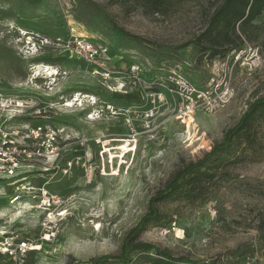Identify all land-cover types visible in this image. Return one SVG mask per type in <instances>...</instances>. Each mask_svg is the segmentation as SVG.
Instances as JSON below:
<instances>
[{"label": "rangeland", "instance_id": "obj_1", "mask_svg": "<svg viewBox=\"0 0 264 264\" xmlns=\"http://www.w3.org/2000/svg\"><path fill=\"white\" fill-rule=\"evenodd\" d=\"M221 1L170 0L160 14L132 0H0V86L35 107L6 125L40 121L61 133L54 161L0 178V241L16 233L31 241L25 264L118 258L151 197L264 94V12L249 39L238 30L241 49L212 57L195 42ZM71 32L108 45L111 71L72 55ZM261 127L252 151L243 143L210 182L158 205L160 218L138 238L155 249L125 264L159 255L170 264H264ZM15 261L0 253V264Z\"/></svg>", "mask_w": 264, "mask_h": 264}, {"label": "trees", "instance_id": "obj_2", "mask_svg": "<svg viewBox=\"0 0 264 264\" xmlns=\"http://www.w3.org/2000/svg\"><path fill=\"white\" fill-rule=\"evenodd\" d=\"M132 1L141 4L150 13L164 14L170 6V0ZM263 12L264 0H222L210 14L205 29L197 36L195 42L200 50L209 52L212 57L226 55L229 48L241 49L244 43L242 34L248 38V27L254 24ZM240 29L242 34L238 32ZM262 124H264V94L249 103L238 122L225 132L221 142L212 145L210 150L195 162H188L179 169L167 184L151 197L148 211L126 235L118 258L104 256L90 260L89 263L125 264L132 252L155 249L154 245L138 241V238L150 221L160 218L158 205L180 191L186 190L192 194L200 188L203 181L210 182L217 170L226 164L227 158L235 154V150L243 143L246 144L243 153L252 151V146L261 139ZM201 187L202 192H205L207 185ZM158 257L161 258H154L156 262L170 264L162 256Z\"/></svg>", "mask_w": 264, "mask_h": 264}, {"label": "built area", "instance_id": "obj_3", "mask_svg": "<svg viewBox=\"0 0 264 264\" xmlns=\"http://www.w3.org/2000/svg\"><path fill=\"white\" fill-rule=\"evenodd\" d=\"M64 46L76 58L91 64L96 71L99 69L111 71L108 64L114 61L109 46L93 40V37L71 32ZM33 108L35 107L31 100L23 96L12 98L3 92L0 86V178L17 179L25 167L37 162L50 163L59 154L61 133L47 123L39 121L36 124H24L17 128L6 125L8 120L16 116H24ZM190 111L189 114H193L194 110ZM36 112L41 113L42 109H37ZM55 201L46 195L42 198V203L48 206H52ZM210 210L213 211L212 208ZM32 248L31 241L21 238L18 233L3 237L0 241V253L6 257H14L16 259L14 264H25L26 256ZM144 264L163 263L150 258Z\"/></svg>", "mask_w": 264, "mask_h": 264}, {"label": "bare ground", "instance_id": "obj_4", "mask_svg": "<svg viewBox=\"0 0 264 264\" xmlns=\"http://www.w3.org/2000/svg\"><path fill=\"white\" fill-rule=\"evenodd\" d=\"M24 34H27V32L25 33L24 32ZM43 69H44V71L48 74V76H54V75H56L57 74V71H56V69L55 68H53V67H50V66H43ZM42 69V70H43ZM42 72V71H41ZM41 72H39V74L41 73ZM44 72V73H45ZM79 100V99H78ZM72 104L73 103H71V104H69V105H71L72 106Z\"/></svg>", "mask_w": 264, "mask_h": 264}]
</instances>
